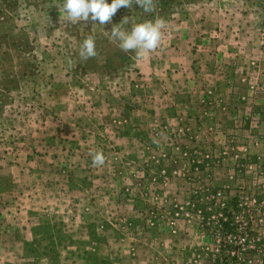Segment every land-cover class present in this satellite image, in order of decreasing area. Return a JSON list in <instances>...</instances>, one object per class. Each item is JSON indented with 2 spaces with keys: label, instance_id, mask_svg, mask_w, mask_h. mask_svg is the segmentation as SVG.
I'll use <instances>...</instances> for the list:
<instances>
[{
  "label": "rangeland",
  "instance_id": "rangeland-1",
  "mask_svg": "<svg viewBox=\"0 0 264 264\" xmlns=\"http://www.w3.org/2000/svg\"><path fill=\"white\" fill-rule=\"evenodd\" d=\"M63 3L0 0V264H264V168L236 166L264 158V0H156L105 25ZM124 17L162 18L161 46L109 43Z\"/></svg>",
  "mask_w": 264,
  "mask_h": 264
},
{
  "label": "clouds",
  "instance_id": "clouds-1",
  "mask_svg": "<svg viewBox=\"0 0 264 264\" xmlns=\"http://www.w3.org/2000/svg\"><path fill=\"white\" fill-rule=\"evenodd\" d=\"M133 4L139 5L145 13H152L156 8V0H64L63 12L65 19L70 23L81 21L105 25L112 21V17L121 7L131 8ZM128 17H124L119 24H114L107 34L109 43L115 45L124 53L134 52L137 58H144L155 51L162 44L163 30L166 22L162 18L132 23L130 30L125 26L130 24ZM81 61L87 62L97 57L95 35L86 36L78 49ZM72 63L71 60L68 61ZM93 166L105 164V155L102 151L89 153Z\"/></svg>",
  "mask_w": 264,
  "mask_h": 264
},
{
  "label": "built area",
  "instance_id": "built-area-1",
  "mask_svg": "<svg viewBox=\"0 0 264 264\" xmlns=\"http://www.w3.org/2000/svg\"><path fill=\"white\" fill-rule=\"evenodd\" d=\"M242 159L243 160L238 159L236 161V166L238 168H240V169L242 167L248 166V163H250V166H258V167H262L263 166V168H264V158L261 159V158L258 157L256 160H253V161L252 160H248L249 158L248 159L247 158H242ZM205 169H207V168H205ZM263 176H264V173H263ZM263 186H264V184H263ZM213 198H216L220 202L222 212H223L224 208H226V209H228L230 211V215L229 216H227V213H224V212H223V214L220 213V218H219L220 221H221L220 230L222 231V234L223 235H231L233 233L238 234V232H236L237 230L230 226L231 225L230 224V219H231V215H232V212H233L232 208H229V205H231L230 201L229 200H224L225 196H223V194H221L220 191L215 192V194H213ZM253 201H255V198L253 199ZM189 205L191 206V208H192L191 211L193 213H195L196 215L201 214V209L198 208L197 204L190 203ZM224 222L227 223L228 225H224L223 224ZM246 224H247V226H246L245 229H247V230H245V232L241 233L242 234L241 235L242 236V238H241L242 240H246L247 233L250 231V227H248L249 222L246 223ZM256 239L259 240V238H256ZM223 246H226V244H223ZM256 246H257V250L261 251V245L254 244L253 247H256ZM262 246L264 247V243L262 244ZM231 255H233V259H238L237 255H234L232 252H231ZM192 263L193 264H199V260L194 258L192 260ZM249 263H253V262L249 261ZM213 264H227V263H226V260L220 258V254H218L213 259ZM237 264H242V262H239ZM255 264H259V263H255ZM261 264H263V263H261Z\"/></svg>",
  "mask_w": 264,
  "mask_h": 264
},
{
  "label": "crops",
  "instance_id": "crops-1",
  "mask_svg": "<svg viewBox=\"0 0 264 264\" xmlns=\"http://www.w3.org/2000/svg\"><path fill=\"white\" fill-rule=\"evenodd\" d=\"M194 254H195V252H191V256L193 255L194 256ZM159 261H161L159 264H175V262H173V261H171V260H167L166 258L165 259H163V260H159ZM177 261V260H176ZM178 261H182V260H180L179 258H178ZM141 264H143V263H141ZM144 264H155V262L154 261H147V262H145ZM186 264V263H185Z\"/></svg>",
  "mask_w": 264,
  "mask_h": 264
},
{
  "label": "trees",
  "instance_id": "trees-1",
  "mask_svg": "<svg viewBox=\"0 0 264 264\" xmlns=\"http://www.w3.org/2000/svg\"><path fill=\"white\" fill-rule=\"evenodd\" d=\"M223 212H224V213H227V216L230 215V211H229L228 209H226V208L223 209ZM223 224H224V225H228V224L225 223V222H224Z\"/></svg>",
  "mask_w": 264,
  "mask_h": 264
}]
</instances>
